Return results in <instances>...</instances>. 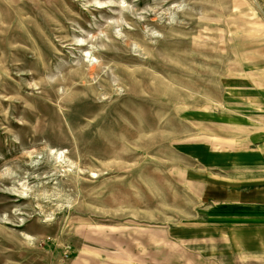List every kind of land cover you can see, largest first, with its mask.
I'll return each mask as SVG.
<instances>
[{
    "label": "rangeland",
    "instance_id": "obj_1",
    "mask_svg": "<svg viewBox=\"0 0 264 264\" xmlns=\"http://www.w3.org/2000/svg\"><path fill=\"white\" fill-rule=\"evenodd\" d=\"M263 142L259 0H0V264H263Z\"/></svg>",
    "mask_w": 264,
    "mask_h": 264
},
{
    "label": "crops",
    "instance_id": "obj_2",
    "mask_svg": "<svg viewBox=\"0 0 264 264\" xmlns=\"http://www.w3.org/2000/svg\"><path fill=\"white\" fill-rule=\"evenodd\" d=\"M264 9V0H259ZM264 142L260 159L256 161L253 191L238 192L231 186L229 227L232 242L239 250L247 249L257 262L264 264ZM260 160V164H259ZM249 188V187H248ZM253 193V194H252ZM241 194V195H239ZM242 194H246L245 196Z\"/></svg>",
    "mask_w": 264,
    "mask_h": 264
}]
</instances>
